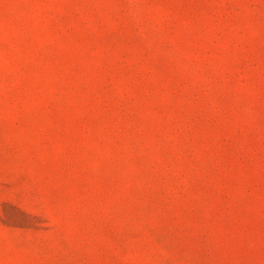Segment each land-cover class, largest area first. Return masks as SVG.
<instances>
[{
	"label": "rangeland",
	"instance_id": "obj_1",
	"mask_svg": "<svg viewBox=\"0 0 264 264\" xmlns=\"http://www.w3.org/2000/svg\"><path fill=\"white\" fill-rule=\"evenodd\" d=\"M0 264H264V0H0Z\"/></svg>",
	"mask_w": 264,
	"mask_h": 264
}]
</instances>
